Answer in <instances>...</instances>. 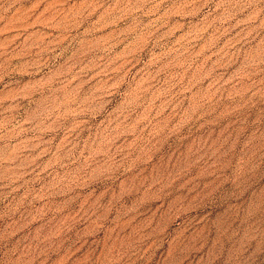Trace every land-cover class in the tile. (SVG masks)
<instances>
[{"label": "rangeland", "instance_id": "rangeland-1", "mask_svg": "<svg viewBox=\"0 0 264 264\" xmlns=\"http://www.w3.org/2000/svg\"><path fill=\"white\" fill-rule=\"evenodd\" d=\"M0 264H264V0H0Z\"/></svg>", "mask_w": 264, "mask_h": 264}]
</instances>
